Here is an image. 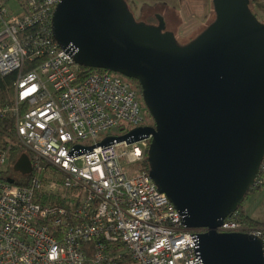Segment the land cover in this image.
I'll list each match as a JSON object with an SVG mask.
<instances>
[{
    "label": "built area",
    "instance_id": "built-area-1",
    "mask_svg": "<svg viewBox=\"0 0 264 264\" xmlns=\"http://www.w3.org/2000/svg\"><path fill=\"white\" fill-rule=\"evenodd\" d=\"M59 1L0 0V75L15 74L0 104V264H201L207 229L188 228L151 179V135L120 139L151 126L140 90L121 74L87 71L60 47ZM116 128L121 135L108 134ZM22 153L26 175L13 170ZM261 189L264 157L251 186ZM216 230L253 235L264 249V228L239 210Z\"/></svg>",
    "mask_w": 264,
    "mask_h": 264
},
{
    "label": "water",
    "instance_id": "water-1",
    "mask_svg": "<svg viewBox=\"0 0 264 264\" xmlns=\"http://www.w3.org/2000/svg\"><path fill=\"white\" fill-rule=\"evenodd\" d=\"M212 4L214 21L185 45L160 15L157 24L136 21L124 0H60L52 33L80 66L138 83L154 125L120 139L151 135V179L188 228L207 229L201 264H264L259 238L216 230L251 191L264 157V22L249 0ZM13 170L30 173L26 153Z\"/></svg>",
    "mask_w": 264,
    "mask_h": 264
},
{
    "label": "rangeland",
    "instance_id": "rangeland-1",
    "mask_svg": "<svg viewBox=\"0 0 264 264\" xmlns=\"http://www.w3.org/2000/svg\"><path fill=\"white\" fill-rule=\"evenodd\" d=\"M134 18L138 22L146 24H157V16L164 18L166 30L171 31L180 45H185L200 35L214 21L215 13L212 0H124ZM15 1H9L8 7L11 9ZM254 14L258 20L264 22V6L258 0H254ZM13 9V8H12ZM144 115L149 125H154V120L144 105ZM111 136L121 135L122 132L116 128L109 133ZM20 149H16V155ZM137 165H132L135 169ZM18 177L17 174H14ZM260 190L250 191L245 197L242 207L247 208L255 204L252 215L260 216L264 220V196L253 201L260 194ZM256 212V213H255ZM258 214V215H257ZM264 222V221H263ZM255 226V225H252ZM264 228V225H256Z\"/></svg>",
    "mask_w": 264,
    "mask_h": 264
},
{
    "label": "trees",
    "instance_id": "trees-1",
    "mask_svg": "<svg viewBox=\"0 0 264 264\" xmlns=\"http://www.w3.org/2000/svg\"><path fill=\"white\" fill-rule=\"evenodd\" d=\"M261 2L264 6V0H258ZM255 3L254 0H249V7L251 11L254 13L253 7ZM256 15V14H255ZM87 71L93 72V71H102V69H94V68H87ZM15 79V74L7 75V76H1L0 75V104H3L6 100H8L13 91V81ZM132 80V79H131ZM132 82L137 86V88L140 90L138 83L135 80H132ZM19 152H22L19 150ZM145 166L148 167L147 162L145 163ZM241 217L250 225H260V223L250 219L246 214L242 207V204L238 208ZM263 225V224H261Z\"/></svg>",
    "mask_w": 264,
    "mask_h": 264
},
{
    "label": "crops",
    "instance_id": "crops-1",
    "mask_svg": "<svg viewBox=\"0 0 264 264\" xmlns=\"http://www.w3.org/2000/svg\"><path fill=\"white\" fill-rule=\"evenodd\" d=\"M12 6H13V7H12L13 9H12V8H11V9H12V10H15V9H16V4H15V5H12ZM260 192H261V193L259 194V196H257L253 201H255V200L257 201V200L261 199V198L264 196V189H261ZM256 201H255V202H256ZM257 202H258V201H257ZM257 202H256V203H257ZM256 203H254L253 206H250V207L248 206L247 208L244 207L243 209H244V211H245V214H246L250 219H252V220H254V221L260 223V225H261V224L264 225V222H263L264 220H262V218H261L260 216H258V217L256 218V217H254V216L252 215V213H253V211H254V208H255V206H256V205H255ZM255 213H256V212H255ZM257 215H258V214H257Z\"/></svg>",
    "mask_w": 264,
    "mask_h": 264
},
{
    "label": "flooded vegetation",
    "instance_id": "flooded-vegetation-1",
    "mask_svg": "<svg viewBox=\"0 0 264 264\" xmlns=\"http://www.w3.org/2000/svg\"><path fill=\"white\" fill-rule=\"evenodd\" d=\"M151 126H153V125H151Z\"/></svg>",
    "mask_w": 264,
    "mask_h": 264
}]
</instances>
